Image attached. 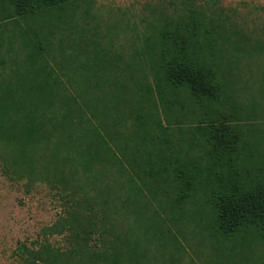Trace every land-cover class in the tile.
<instances>
[{
    "label": "rangeland",
    "instance_id": "rangeland-1",
    "mask_svg": "<svg viewBox=\"0 0 264 264\" xmlns=\"http://www.w3.org/2000/svg\"><path fill=\"white\" fill-rule=\"evenodd\" d=\"M162 1L166 10L173 8L169 2L174 0H78L33 19L20 20L18 26L0 25V39L5 41L0 53V88H30V78L34 81L35 76L30 73L26 54L19 50L20 42L24 36L33 38L34 32L52 30L47 39L51 51L45 55L47 74L43 80L53 88H65L67 97L76 94L82 109L83 98L98 113L105 105L108 117L86 114L97 131L103 134L99 122L114 130L110 116L119 114L110 111L109 94L106 98L92 91L85 95L84 88L100 87L105 92L129 88L116 100L120 114L137 110L136 103H124L135 88H149L155 105L152 110L163 126L176 129L177 134L170 139L178 142L179 130L191 128L201 117V110L184 91L173 93L164 87L160 69L156 71L149 64L156 61L158 67L161 62L158 49L149 45L153 39H148V25L164 10L160 7ZM220 5L230 17L226 24L250 37L251 43L264 45V0H220ZM41 20L55 28L48 29L50 25L41 30ZM236 63V68L225 64L221 71L230 79L226 88L231 92L224 113L240 132L238 160L244 159L246 172L260 181L264 180V54L242 57ZM90 75L91 81L87 82ZM157 89L164 102H171L169 112L159 104ZM76 122L68 129L71 138L55 135L26 148L0 144V264H107L102 256L118 250L116 245L135 230L141 220L139 210L146 218L144 229L149 230L159 216L162 228L170 233L164 236H174L184 250L182 255H171L141 240L136 251L142 254V264L144 260L149 264H264L263 233L245 235L242 250L238 244L218 242L212 237L211 206L200 189L180 199L178 182L162 181L154 187L153 195L140 186L142 203H136L134 188L118 165L101 160H94L93 165L85 162L88 150L90 154L96 152L89 144L94 138L82 137L87 125ZM130 122L125 120L127 125ZM115 129L128 133L123 127ZM243 142L249 147L245 145V151L240 149ZM187 156L203 159L199 152ZM160 157L166 158L165 153ZM141 176L146 183L155 179ZM162 178L171 176L163 173ZM133 185L140 184L135 181ZM145 204L148 207L143 210ZM90 222L96 224L93 231L86 227ZM19 243L33 250L35 257L23 261L16 250Z\"/></svg>",
    "mask_w": 264,
    "mask_h": 264
},
{
    "label": "trees",
    "instance_id": "trees-1",
    "mask_svg": "<svg viewBox=\"0 0 264 264\" xmlns=\"http://www.w3.org/2000/svg\"><path fill=\"white\" fill-rule=\"evenodd\" d=\"M74 1L78 0H0V25L18 26L20 20L33 19ZM163 4L164 1L160 7L163 6L164 10H160L148 25V39H153L149 45L153 44L158 49L161 62L158 67L156 61L149 64L156 71L160 69L164 87L173 93L184 91L201 110V117L191 128L179 130L178 142L170 139L177 134L176 129L163 126L152 110L155 105L149 88H135L130 99H125L124 103H136L137 110L121 114L116 100L122 98L126 90L130 91L129 88H120L117 92H114L115 88L109 92L100 87L84 88L85 95L92 91L106 98L109 94L110 111L119 114L117 117L110 116L114 130L99 122L103 134L97 131L86 114L92 118L99 114L108 117L105 105L98 113L90 107L89 100L83 98L80 100L82 109L76 94L67 97L65 88H53L43 80L47 74L45 55L51 51L47 39L52 30H49L44 34L34 32L33 38L24 36L20 42L19 50L26 54L30 73L35 76L34 81L30 78V88H0V144L26 148L44 143L55 135L71 138L68 129L73 128L71 124L76 119L77 124L87 125L81 132L82 137L94 138L89 144L96 152L90 154L88 150L85 162L93 165L94 160H101L118 165L131 188H134L136 203L140 204L142 200L138 195L142 191L140 186L144 192L153 195L154 187L162 181L178 182L180 199L200 189L205 192L211 206L212 237L218 242L238 244L242 250L247 238L245 235L264 234V180L255 181L254 176L246 172L244 159L238 160L240 132L237 124L230 123L229 116L224 113L231 100V92L227 89L230 79L221 71L225 64L230 69L236 68L237 59L242 57L264 54V45L251 43L250 37L241 35L232 24H226L230 17L225 14L220 0H174L169 2L173 7L170 11ZM50 25V22L41 20L39 28L42 30ZM53 27L55 25L48 29ZM12 41L16 40L12 38ZM4 43L0 39V53ZM149 45L146 46L148 52L151 50ZM90 78L91 75L87 82L91 81ZM156 92L159 104L169 112L171 102H164L162 92L158 89ZM125 120H130V124L127 125ZM118 126L128 129V133L118 132L115 129ZM158 135H162L163 139ZM245 145L249 148L243 142L242 151L246 150ZM192 152H199L203 159H188L187 154ZM164 153L166 158L160 157ZM163 173L171 178H162ZM141 175L155 179L146 183L141 180ZM134 180L140 184L139 187L133 185ZM170 206L173 204L170 203ZM147 207V204L142 205L143 210ZM162 207L160 209L164 211ZM143 212L138 211L137 216L141 220L135 230H131L130 235L116 245L119 249L102 256L107 264H142V254L136 251L141 240L152 243L157 249L170 251L171 255L184 253L182 244L174 236H164L170 233L162 228L159 216L149 230L144 229L146 218ZM86 227L93 231L96 224L90 222ZM16 250L25 262L36 255L20 243ZM173 260L176 262L178 258ZM144 262L149 264L146 260Z\"/></svg>",
    "mask_w": 264,
    "mask_h": 264
}]
</instances>
